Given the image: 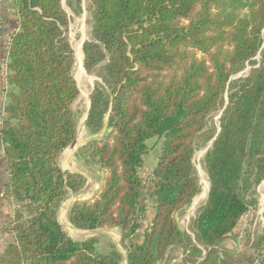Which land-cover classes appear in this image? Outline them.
<instances>
[{
    "label": "trees",
    "instance_id": "trees-1",
    "mask_svg": "<svg viewBox=\"0 0 264 264\" xmlns=\"http://www.w3.org/2000/svg\"><path fill=\"white\" fill-rule=\"evenodd\" d=\"M66 1L78 12L82 0ZM89 1L84 65L88 72L100 65L104 75L90 96V140L79 157L103 179L91 198L74 203L69 221L81 230L119 229L125 253L115 243L100 251L97 237L73 238L58 220L68 190L79 194L86 183L59 165L77 135L80 95L63 0H0V36H9L0 139L8 192L19 203L0 264L161 263L171 245L186 241L178 216L201 191L194 155L211 141L210 187L193 222L199 243L217 246L258 204L264 0ZM226 2L244 12L222 11ZM220 111L217 124L211 117ZM155 137L163 138L162 152L147 176V141ZM150 201L155 211L143 230Z\"/></svg>",
    "mask_w": 264,
    "mask_h": 264
},
{
    "label": "crops",
    "instance_id": "crops-1",
    "mask_svg": "<svg viewBox=\"0 0 264 264\" xmlns=\"http://www.w3.org/2000/svg\"><path fill=\"white\" fill-rule=\"evenodd\" d=\"M8 42H9L8 35H5L3 37L0 36V62L7 54ZM3 110L4 108L1 104V81H0V128L2 126L5 117ZM84 133L85 132L82 129L81 135L79 136L78 134L77 144L74 146H70L69 147L70 149L67 148L69 149L68 152L75 150L76 146L82 144V142L84 141L83 139ZM87 138H90V134ZM69 158L67 159L68 165H73V163H75L74 160L73 162L69 163ZM63 169L68 170L70 169V167L68 168L64 167ZM153 169L154 167L148 169L146 166H144L142 168V172L148 176L152 174ZM75 171L76 173H80L84 175L85 178H87L83 171L82 172L79 170H75ZM99 174L100 177L99 179L97 178V181L94 184V188H92L90 190V193H88L90 196L95 194L100 187L103 178L102 171H99ZM8 182H9L8 161L4 153L0 152V255L4 252L6 245L14 240V236L8 230L7 224L9 219L13 216L14 210L19 206V203L16 201V199L13 196H11L8 192ZM202 192L203 189L201 193ZM207 194L208 191L203 199L207 197ZM196 197L194 198V202L192 206L193 210L203 200L201 199L198 203H196ZM154 211H155V205L153 204L152 201H150L148 204L146 218L144 220L143 230H146L150 227L154 215ZM185 212H187V210H185ZM195 217L196 215L194 216V218H192V221L190 223V229L187 228L188 225L187 227L183 228L181 225V221L182 220L184 221V219H182L181 221L179 219V224L182 231L184 232L186 243L185 242L175 243L171 245L167 252L166 258L159 264H185L186 262L191 264H256V261L257 259L260 258V254H261L259 251L260 240L264 237V209L254 210V212L252 213L251 222H249V228L247 230L248 232H246L244 239H239L237 233L238 231H235L229 236H227L220 244L214 247L205 246L199 243L193 225ZM101 229L104 228L97 229L99 231L93 237H97L99 239V245H98L99 250L106 252L108 251L107 245H105L103 240H101L100 235L102 234L107 235L106 233H110L112 230L116 236V239H113L109 243L110 244L115 243L117 245V240L121 235V232L119 229H109L108 231H103ZM120 249L122 250V252L125 253V251L121 247ZM261 260L264 263V259ZM123 264H126V260L123 262Z\"/></svg>",
    "mask_w": 264,
    "mask_h": 264
},
{
    "label": "rangeland",
    "instance_id": "rangeland-1",
    "mask_svg": "<svg viewBox=\"0 0 264 264\" xmlns=\"http://www.w3.org/2000/svg\"><path fill=\"white\" fill-rule=\"evenodd\" d=\"M63 5L71 17L69 37H70V41H71L72 46H73L74 51H75V64H74V68H73V74H74V77H75V79L78 83L79 89H80V95L74 103V109L78 112V116H79L77 134H79V136H80L81 130L83 129L85 132L83 139L85 141V138H87L89 136L88 130L86 127V120H87L86 116H87V112H88L89 98H90L95 86L97 84L103 83V75H104L100 65L97 66L96 68H94L92 70V72H88L85 68V65H83V61L81 62V70L83 71V74H82V76L78 75L79 65L77 63V56H76L77 55V45L79 44V46L82 48V51H83V47H84L85 42L92 39L93 5L89 0H82L80 6L77 7L79 9L78 12L74 11L73 8L67 3L66 0H63ZM221 10L224 12H230V11H235L237 13L244 12L240 8V4H236L233 2L223 3L221 6ZM83 59H84V51H83ZM248 72H249V69L247 68L245 71L241 72L238 75L240 77L242 75L247 74ZM238 75H237V77H238ZM221 113L222 112L220 111V112L213 114L211 117V120L218 124L219 123L218 117L221 115ZM147 144L149 146V151L144 156V163H145V166L149 169L151 167L152 168L155 167L159 161V157H160L161 152H162L163 138H160V139L157 137L151 138L147 141ZM209 148H210V142L204 147H198L196 152H195V155H194V162H195V165L197 167L199 179H200V183H201V191L203 189V192H204V187H205L207 182H208V186H209V178H208L207 172L204 168V156H205L206 152L208 151L207 149H209ZM69 149H66L61 154V156L59 158V165L61 168L70 167V169H68L66 172H69L71 174L76 173L75 170H79L81 172L82 171L84 172V174L87 177L86 183H85V186L82 189V191L79 194H76V196L78 199H81V200L91 198L94 194L88 198H84V196L86 194L90 193V190L92 188H94V184L97 181V178L99 179V177H100L99 171H102V170L97 168V167L87 166L80 159L79 151L77 153V158L74 159L75 163H73V165H68L67 159L69 158V156L73 152V151L68 152ZM102 174H103V171H102ZM100 186H101V184H100ZM201 191L199 192L200 194H201ZM257 191H258V196H257L258 204H257V206L251 208L250 222H251L252 213L254 212V210L264 209V183H262L259 186ZM68 192H69V194H68L67 198L61 204V206L58 210V220L61 222L63 228H65V229H70L73 226L69 221L70 211L64 210V206H66V204L73 199V196H72L73 191L69 189ZM198 196L196 197V200L198 199ZM206 199H207V197L205 199H203L196 206V208L194 210L192 209L193 208L192 207L193 202H194V200H193V202L191 203V205L189 207H187L186 209L179 212L178 218L180 219V221L182 219H184V221L183 220L181 221V225L183 228L187 227V225H188L187 228L190 229V223L192 221V218H194V216L197 214L198 208L206 201ZM185 210H187V212H185ZM187 220H189V221H187ZM248 228H247V230H248ZM247 230H246V232H248ZM68 234L71 237L76 238V239L81 238V237L75 236L71 233H68ZM106 234L107 235H104V234L100 235V238H101V240H103L105 245H107V248L109 250L110 249V243L109 242H111L113 239H116V236L112 230L110 233H106Z\"/></svg>",
    "mask_w": 264,
    "mask_h": 264
},
{
    "label": "built area",
    "instance_id": "built-area-1",
    "mask_svg": "<svg viewBox=\"0 0 264 264\" xmlns=\"http://www.w3.org/2000/svg\"><path fill=\"white\" fill-rule=\"evenodd\" d=\"M8 54V51H7ZM7 54L6 56L1 60L0 62V81H1V104L3 108L5 107L6 101H7V94H8V84H7V76L9 73L8 66H7ZM4 111V115L5 110ZM0 152L4 153V145L0 139ZM250 215H251V209L245 213V215L242 218V221L238 228V237L239 239H244L246 230L249 227L250 222ZM260 258L257 259L256 264H264L261 259H264V250L260 251ZM185 264H191L186 262Z\"/></svg>",
    "mask_w": 264,
    "mask_h": 264
},
{
    "label": "water",
    "instance_id": "water-1",
    "mask_svg": "<svg viewBox=\"0 0 264 264\" xmlns=\"http://www.w3.org/2000/svg\"><path fill=\"white\" fill-rule=\"evenodd\" d=\"M85 57V56H84ZM83 65H84V59H83ZM237 77V76H236ZM238 77H239V75H238ZM90 107H91V99L89 98V105H88V112H87V116H86V119L88 118V115H89V111H90ZM220 118V116L218 117V119ZM220 130V129H219ZM90 138H86L85 139V141L81 144V145H79V146H76V148H75V150L72 152V154H71V156H70V158H69V163H71V162H73V160L76 158V156H77V153H78V151H79V149L81 148V147H83L85 144H86V142L89 140ZM77 141H78V134L76 135V138L74 139V141L71 143V145L70 146H74V145H76L77 144ZM211 144H212V141L210 142V146H211ZM69 146V147H70ZM208 150V149H207ZM206 150V151H207ZM64 172H66V170L67 169H63V168H61ZM264 183V182H263ZM209 187H210V182H209ZM209 187H208V191H209ZM72 196H73V199L69 202V204L67 205V206H64V210H66V211H70L71 210V208H72V206L74 205V203L76 202V201H78V200H81V199H78L77 198V196H76V194L75 193H73L72 192ZM60 222V221H59ZM60 224H61V222H60ZM62 225V224H61ZM63 227V226H62ZM64 229V231L68 234V233H71V234H73V235H75V236H78V237H86V238H88V237H93L99 230H81V229H77V228H75V227H71L70 229H65V228H63ZM101 230H103V231H108L109 229H107V228H104V229H101ZM120 241H121V235L119 236V238H118V240H117V246L120 248L121 247V245H120ZM126 264H128V261H127V259H126Z\"/></svg>",
    "mask_w": 264,
    "mask_h": 264
},
{
    "label": "bare ground",
    "instance_id": "bare-ground-1",
    "mask_svg": "<svg viewBox=\"0 0 264 264\" xmlns=\"http://www.w3.org/2000/svg\"><path fill=\"white\" fill-rule=\"evenodd\" d=\"M77 63L79 65V70H78V75L82 76L83 71L81 70V62L83 61V51L82 48L79 46V44L77 45ZM84 136V135H83ZM82 136V137H83ZM81 137V138H82ZM82 140V139H81ZM74 151V150H73ZM207 182V181H206ZM208 191V182L206 183L205 187H204V192L199 194L198 199L196 200V203H198L202 198L205 197V194ZM90 195L87 194L84 196V198H88ZM69 204V202L66 204V206Z\"/></svg>",
    "mask_w": 264,
    "mask_h": 264
}]
</instances>
